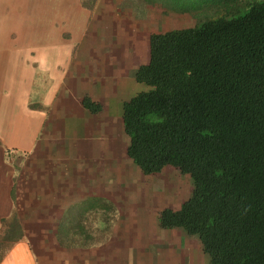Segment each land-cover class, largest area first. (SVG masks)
<instances>
[{
	"label": "trees",
	"instance_id": "trees-1",
	"mask_svg": "<svg viewBox=\"0 0 264 264\" xmlns=\"http://www.w3.org/2000/svg\"><path fill=\"white\" fill-rule=\"evenodd\" d=\"M156 1L199 19L150 35L135 72L149 88L122 106L127 155L193 181L160 227L198 236L209 264H264V0Z\"/></svg>",
	"mask_w": 264,
	"mask_h": 264
},
{
	"label": "crops",
	"instance_id": "crops-1",
	"mask_svg": "<svg viewBox=\"0 0 264 264\" xmlns=\"http://www.w3.org/2000/svg\"><path fill=\"white\" fill-rule=\"evenodd\" d=\"M121 1L97 0L91 7L83 0H0V264H147L149 244L154 242L144 227L150 221L149 209L132 203L119 208L118 189L96 184L97 167L89 162L93 140H81L72 152L57 153L41 151L45 140H37L57 88H65L68 95L82 86L87 89L78 74L80 62L91 67L88 80L103 82L102 71L110 67L95 41L101 20ZM40 69L50 76L52 88L36 107L30 98ZM112 143L106 140L111 150ZM6 152L19 158H7ZM103 197L104 208L93 204L84 219L76 221L87 231L79 230V238L72 236L75 231L63 232L59 240L61 230L68 229L60 222L72 204ZM181 203L165 207L178 209ZM105 209L110 212L107 218L101 215ZM191 240L192 251L181 254L178 246L180 261L192 255V264H209L200 240Z\"/></svg>",
	"mask_w": 264,
	"mask_h": 264
},
{
	"label": "rangeland",
	"instance_id": "rangeland-1",
	"mask_svg": "<svg viewBox=\"0 0 264 264\" xmlns=\"http://www.w3.org/2000/svg\"><path fill=\"white\" fill-rule=\"evenodd\" d=\"M83 1L91 7L97 2V0ZM105 18L106 20H101L100 32L97 33L98 38L95 42L100 44L103 53L101 59L107 62L110 69L102 71L103 82L88 80L91 75L86 74V71L90 72L91 67L88 63L83 65L80 62L78 74L88 84L87 89L83 90L82 86L78 93L68 95L64 93L65 88H57L50 106V114L47 113L48 121L39 129L37 140H45L40 150L56 151L55 153L72 152L75 148H79L81 140H93L92 159L89 162L95 163L97 167L96 184L100 183L102 187L111 185L118 189V193L122 195L118 201L119 208L127 209L132 203L134 206L144 205L149 209L150 221L144 222V227L146 232L153 234L151 239L154 242L149 244L152 247L147 264L149 260L150 264L195 263L192 255L190 257L192 263L187 258L181 262L180 253L183 254V250L184 253L192 251L194 243L191 238L197 240L199 238L186 235V231L184 232L181 227L173 231H168L170 229L162 231L158 216L163 207H175L187 199L192 193L193 181L188 174H183L173 166H168L154 174L142 172L126 152L128 139L122 128V106L137 92L149 88L137 82L134 71L149 60L150 35L154 32L193 25L199 16L192 12L183 13L168 9L156 0H122L115 12L108 10V17ZM107 19L113 22H108ZM40 70L36 75L30 98L31 104L36 107L42 105L39 102H43V97L52 88L50 76ZM85 98L100 102L101 110L97 113L90 111L84 104ZM101 122H105L106 125ZM100 140H103L102 154ZM106 140L113 142V150L110 149V144H106ZM33 152L40 153L39 149ZM6 153L9 158L10 152ZM13 155L14 152L11 153V159L19 158ZM40 178L43 179L42 176ZM93 204H102L104 208L107 200L104 197L100 200L87 198L72 204L67 209L68 212L61 220L60 226L68 225V229L61 230L59 240L64 237L63 232L66 235L72 234L71 230L75 231L72 236L79 238V230L87 231V228L82 226L83 222L76 223V221L84 219ZM101 215L105 218L109 217V209L102 211ZM180 232H183V235ZM108 235L109 232L106 237ZM184 235L188 241H191L186 242ZM7 248L8 246L5 249Z\"/></svg>",
	"mask_w": 264,
	"mask_h": 264
}]
</instances>
